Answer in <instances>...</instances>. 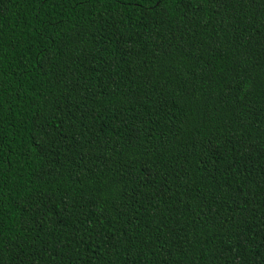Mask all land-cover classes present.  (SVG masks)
<instances>
[{
  "label": "trees",
  "instance_id": "16d2710c",
  "mask_svg": "<svg viewBox=\"0 0 264 264\" xmlns=\"http://www.w3.org/2000/svg\"><path fill=\"white\" fill-rule=\"evenodd\" d=\"M0 264H264V0H0Z\"/></svg>",
  "mask_w": 264,
  "mask_h": 264
}]
</instances>
